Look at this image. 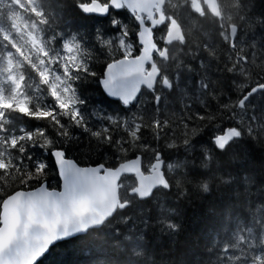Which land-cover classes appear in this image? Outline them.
<instances>
[{
  "label": "snow or ice",
  "instance_id": "6c2138e0",
  "mask_svg": "<svg viewBox=\"0 0 264 264\" xmlns=\"http://www.w3.org/2000/svg\"><path fill=\"white\" fill-rule=\"evenodd\" d=\"M259 2L264 5V0ZM245 7L249 11L241 15ZM233 8L236 19L228 17L234 24L229 42L223 39L226 22L217 19L221 16L218 4H202V0H0V189L18 201L29 198L47 214L60 212L70 219L84 211L72 204L77 196L99 207L96 192H111L117 203L113 208L105 201L108 206L98 219L46 237L23 260H16L23 242L9 241L0 253L3 264H45L57 244H77L105 226L110 231L93 239L111 244L104 251L97 248L100 258L94 264H111L109 256L115 255L111 249L131 252L124 264H135V258L143 254L150 226L163 225L162 233L172 236L179 232L180 225L170 219L178 213L164 202L168 194L175 190L177 199L184 197L186 185L195 183L207 193L210 180L195 177L186 161L173 155L179 148L165 144L178 138L179 121L160 112L164 96L158 89L179 88L183 65L163 82L161 75H167V66H175L179 58L173 57L174 46L187 47L186 40L179 43L182 31L201 27L203 20L216 26L221 39L199 46L206 49L200 69L214 67L216 73L205 72L207 78L201 79L208 85L205 95L212 96L200 101L199 110L185 106L192 123H197V117L199 123L181 137L187 152L194 144L202 145L200 167L209 168L243 136L241 129L224 138L226 129L240 127L228 113L246 115L256 97H264V82L259 81V88L250 83L233 94L232 82L248 64L246 50L240 47L241 25L264 31V12H255V0H233ZM74 10L90 21L78 22ZM185 10L195 17L190 26ZM93 85L106 98L110 111L101 114L95 106L90 110L86 92ZM146 93L151 100L140 102ZM237 104L239 109L234 107ZM260 142L264 144V138ZM53 174L58 181L55 186L47 183ZM126 177L138 185L127 186ZM220 179L231 184L235 178ZM241 183L234 193L236 203L217 213L211 239L190 264H264V187H257L253 199L252 179L245 174ZM156 192L161 195L153 203L159 202L160 214L152 221L148 210L141 208L137 231L132 217L124 213ZM4 198L0 196V201Z\"/></svg>",
  "mask_w": 264,
  "mask_h": 264
},
{
  "label": "trees",
  "instance_id": "16d2710c",
  "mask_svg": "<svg viewBox=\"0 0 264 264\" xmlns=\"http://www.w3.org/2000/svg\"><path fill=\"white\" fill-rule=\"evenodd\" d=\"M244 2L245 0H242V3ZM219 3L223 15L221 19L226 22L223 39L231 42L230 33L234 24L228 21V17L231 16L234 20L236 19L233 0H219ZM255 3V12L257 14L264 12V5H261L259 0H255ZM204 10L207 13L206 7ZM248 11L249 9L245 7L241 15ZM73 15L78 18V22L90 21V18L84 16L79 10H74ZM193 19L195 17L188 15L187 10H185V22L189 26ZM217 19L220 18L217 17ZM200 24L201 27L194 28L190 32L183 31L184 37L179 43L183 44L186 40L187 47L182 50L178 45L174 46L173 57L179 56V58L176 59L175 66L171 64L167 66L169 71L167 75H164L166 78L172 77L176 68L183 65L178 73L181 82L180 87L170 92H165L162 89H158V91L164 96L160 112L174 121H179V124L176 125L178 138L165 141V144H173L179 148V151L174 152L173 155L177 160H185L186 168L195 177L209 179L210 190L205 193L199 187V183H195L186 185L187 195L184 197L177 199L175 190L168 194V199L164 202L167 206L176 209L178 214L170 219L176 220L180 225V230L175 236H172L162 233L163 225L150 226L144 235L143 254L135 258V264H190L192 256L200 252L205 243L211 239L210 229L217 213L225 205L236 203L234 193L242 188L241 177L247 174L252 179L253 199H256L257 187H264L260 184L261 181H264V144L260 142V139L264 138V97L257 96L246 115L237 112L228 113L235 118L236 124L240 127L226 130L241 131L242 129L243 136L228 153L213 160L209 168L200 167L198 152L202 145L194 144L191 152H187L183 148L185 141L181 137L189 135L199 123V117H197V123H192L185 106L199 110L200 101L207 100L212 96L210 92L205 95L208 85L202 84L201 79L207 78L204 76L205 72L211 73L212 76L216 75L214 67L200 69L201 57L204 56L206 49H201L199 46L204 41L211 43L221 39V36L217 35L218 29L213 23L203 20L200 21ZM241 32L243 36L240 47L246 50L248 64L247 70L242 74L237 73L232 82L234 95L237 91L249 88L250 83L252 87H257L259 86L258 81L264 82V31L258 27L253 30L241 25ZM209 55L213 57L214 61V54L209 53ZM253 56H255V60H253ZM206 61L207 57H205ZM164 67L165 65H161V68ZM224 84L227 87V79L224 80ZM86 95L90 110L92 106H95L96 109L101 110V114L110 111L106 98L96 90L94 85L87 89ZM150 100L151 95L146 93L140 102L148 103ZM234 107L240 108L239 104ZM82 142L87 148V139L83 138ZM194 161L195 163H193ZM229 176L235 178L231 184H225L220 179V177L227 178ZM47 182L52 186L58 183L54 174L49 176ZM160 195L161 193L156 192L152 199L142 203H134L131 208L126 209L124 215L132 217L131 224H137V231L140 228L137 222L142 219L137 215V212L141 208L148 210L147 215L152 221L160 214L158 212L159 202L153 203V200ZM0 196L5 197L0 201L1 213V205L8 197L4 189H0ZM109 231L108 227L105 226L98 232H90L85 241L77 244H57L52 248L45 264H94V261L100 258L97 248L104 251L111 244V241L108 240L106 244L102 245L99 239H93V237ZM164 231L166 232V229ZM111 251L115 253V255L109 256L111 264H124L125 260L132 255L131 252L121 254L118 249H111Z\"/></svg>",
  "mask_w": 264,
  "mask_h": 264
},
{
  "label": "water",
  "instance_id": "95a60500",
  "mask_svg": "<svg viewBox=\"0 0 264 264\" xmlns=\"http://www.w3.org/2000/svg\"><path fill=\"white\" fill-rule=\"evenodd\" d=\"M205 3L209 5L218 4V9L221 13V16L218 18H222L219 0H202V4ZM183 36L184 34L182 31L180 39H182ZM232 36L233 33L231 32V38ZM157 74H160V69H157ZM134 78L135 77H133V79ZM151 78L155 82V75ZM232 132H236V130H226L224 138H230ZM137 185L138 181H136V186ZM94 199L99 207L91 206L88 199L85 197H75L72 201L73 206H80L84 211L77 214L76 219H70L68 215L60 212L47 214L38 203L27 197L18 201L8 196L1 205L0 223H2V226H0V253H3L4 247L9 241L18 238L23 244L22 250L16 254V260H23L33 248L42 244L46 237L55 235L57 231L69 232L73 228L79 227L81 224L98 219L101 212L106 210L108 206L105 201L110 203L113 208L117 206L111 192L97 191ZM24 245H26V247H24ZM12 246L15 248L17 245L13 244ZM0 264H3V262L0 261Z\"/></svg>",
  "mask_w": 264,
  "mask_h": 264
},
{
  "label": "flooded vegetation",
  "instance_id": "af4514ba",
  "mask_svg": "<svg viewBox=\"0 0 264 264\" xmlns=\"http://www.w3.org/2000/svg\"><path fill=\"white\" fill-rule=\"evenodd\" d=\"M166 79H168V78H166L164 75H161V82H163ZM126 180L128 182L132 181V183H134V185H135V181L132 179V177H126L124 183H126ZM128 182L126 183L127 186H128Z\"/></svg>",
  "mask_w": 264,
  "mask_h": 264
},
{
  "label": "rangeland",
  "instance_id": "374dc122",
  "mask_svg": "<svg viewBox=\"0 0 264 264\" xmlns=\"http://www.w3.org/2000/svg\"><path fill=\"white\" fill-rule=\"evenodd\" d=\"M128 185H129V186H134V183H132V181H129V182H128Z\"/></svg>",
  "mask_w": 264,
  "mask_h": 264
}]
</instances>
